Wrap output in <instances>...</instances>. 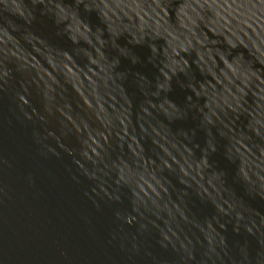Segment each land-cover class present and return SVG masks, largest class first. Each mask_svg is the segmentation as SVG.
Returning <instances> with one entry per match:
<instances>
[{
	"label": "water",
	"instance_id": "95a60500",
	"mask_svg": "<svg viewBox=\"0 0 264 264\" xmlns=\"http://www.w3.org/2000/svg\"><path fill=\"white\" fill-rule=\"evenodd\" d=\"M0 264H264V0H0Z\"/></svg>",
	"mask_w": 264,
	"mask_h": 264
}]
</instances>
